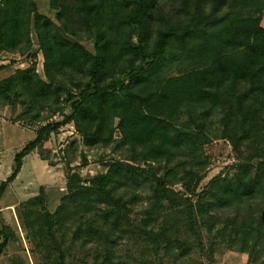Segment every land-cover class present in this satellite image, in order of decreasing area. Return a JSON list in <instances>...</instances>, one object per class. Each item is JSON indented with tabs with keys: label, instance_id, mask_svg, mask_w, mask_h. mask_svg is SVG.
I'll list each match as a JSON object with an SVG mask.
<instances>
[{
	"label": "trees",
	"instance_id": "trees-1",
	"mask_svg": "<svg viewBox=\"0 0 264 264\" xmlns=\"http://www.w3.org/2000/svg\"><path fill=\"white\" fill-rule=\"evenodd\" d=\"M47 4L57 24L35 0H0V54H24L32 32L43 58L42 75L34 67L17 71L11 86L36 112L68 108L15 155L0 198L23 159L72 123L87 147L114 146L123 160L161 174L148 207L134 214L136 170L114 162L89 186L73 177L55 212L34 222L35 234L72 231L71 245L90 246L101 264L111 263L124 235L159 262L167 256L174 262L176 252L182 258L194 245L209 260L222 247L248 254V264H264V0ZM83 40H93V51ZM180 65L187 71L169 76ZM5 95L0 89V104ZM217 138L230 143L237 162L198 191L208 165L204 147ZM178 184L182 192L173 189ZM43 193L41 187L33 204Z\"/></svg>",
	"mask_w": 264,
	"mask_h": 264
},
{
	"label": "rangeland",
	"instance_id": "rangeland-1",
	"mask_svg": "<svg viewBox=\"0 0 264 264\" xmlns=\"http://www.w3.org/2000/svg\"><path fill=\"white\" fill-rule=\"evenodd\" d=\"M35 1L39 11L57 24L55 13L50 12L47 0ZM260 25L264 28V12ZM31 39V47L22 55L0 54V89L6 93L4 101L0 104V183L12 173L15 155L35 139L36 131L46 123L60 121L62 112H68V108L64 107L60 113H53L54 107L50 108L49 105L36 112L17 88L11 86L9 78L17 71L34 67L35 74H43V58L32 32ZM132 41L135 42L134 39ZM81 43L86 49L93 51V40H83ZM185 71L186 66L180 65L169 76H176ZM8 90L10 92H7ZM114 138L119 139L118 132H115ZM113 147L107 149L87 147L70 123L51 133L37 149L23 159L19 174L0 198V245L4 243L0 253V264L102 263L100 254L99 259L95 261L96 252L90 246L82 249L79 243L71 245L72 231L63 233L53 227L49 235L43 234L40 237L35 234L37 224L34 222L38 218L41 219L45 213L55 212L61 198L67 194L65 184L73 177L82 185L89 186L93 180L105 176L109 166L114 162H120L125 171L136 170L140 184L132 188L138 197L133 214L148 207L153 195L152 187L161 172L153 165H132L123 160L121 152L114 150ZM204 153L208 158V165L198 191L227 166L237 162L230 143L224 139L217 138L211 141L204 147ZM41 187L44 188L42 202L33 204L32 201L40 194ZM173 189L176 192L183 191L181 184L174 186ZM122 192L120 190L117 195H122ZM123 196L125 200L129 197ZM44 221L41 220L42 224L39 223V226H44L43 230L47 233L48 225L46 222L43 223ZM27 226L30 230L26 228ZM3 232L7 234V238L3 236ZM99 249L102 255L103 247ZM178 254L175 253L174 262L169 256L159 262L148 247L134 244L124 235L112 250L111 263L106 264H248L249 259L248 254L218 247L214 258L209 260L207 251L204 249L202 253L200 248L194 245L186 256L179 258Z\"/></svg>",
	"mask_w": 264,
	"mask_h": 264
}]
</instances>
